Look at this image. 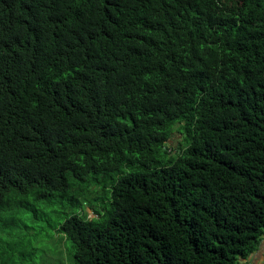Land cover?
Wrapping results in <instances>:
<instances>
[{
  "label": "trees",
  "instance_id": "trees-1",
  "mask_svg": "<svg viewBox=\"0 0 264 264\" xmlns=\"http://www.w3.org/2000/svg\"><path fill=\"white\" fill-rule=\"evenodd\" d=\"M53 201L75 264H246L264 0H0V209Z\"/></svg>",
  "mask_w": 264,
  "mask_h": 264
},
{
  "label": "rangeland",
  "instance_id": "rangeland-1",
  "mask_svg": "<svg viewBox=\"0 0 264 264\" xmlns=\"http://www.w3.org/2000/svg\"><path fill=\"white\" fill-rule=\"evenodd\" d=\"M181 139L175 132L170 145L179 149ZM9 208L0 209V264H75L73 243L58 231L66 216L62 203ZM86 209L94 216L91 207Z\"/></svg>",
  "mask_w": 264,
  "mask_h": 264
},
{
  "label": "crops",
  "instance_id": "crops-1",
  "mask_svg": "<svg viewBox=\"0 0 264 264\" xmlns=\"http://www.w3.org/2000/svg\"><path fill=\"white\" fill-rule=\"evenodd\" d=\"M244 261L246 264H264V236L257 248Z\"/></svg>",
  "mask_w": 264,
  "mask_h": 264
}]
</instances>
